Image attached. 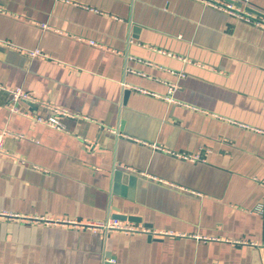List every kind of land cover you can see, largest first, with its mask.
Listing matches in <instances>:
<instances>
[{
  "label": "crops",
  "instance_id": "crops-1",
  "mask_svg": "<svg viewBox=\"0 0 264 264\" xmlns=\"http://www.w3.org/2000/svg\"><path fill=\"white\" fill-rule=\"evenodd\" d=\"M0 40L21 111L79 115L54 129L0 89V264H264V25L203 0H0ZM109 216L141 230L75 224Z\"/></svg>",
  "mask_w": 264,
  "mask_h": 264
},
{
  "label": "built area",
  "instance_id": "built-area-1",
  "mask_svg": "<svg viewBox=\"0 0 264 264\" xmlns=\"http://www.w3.org/2000/svg\"><path fill=\"white\" fill-rule=\"evenodd\" d=\"M209 5L222 9L228 13L235 14L239 18L248 21L254 22L256 24L264 25V11L257 10L251 3L250 0H233V2H229L226 0H203ZM236 2L239 3V6L236 5ZM258 13L259 15H255ZM0 45H6L7 47H13V43L7 40H0ZM30 56H42L40 50H32L27 51ZM175 87L171 85L170 90L172 91ZM0 89H3L11 94L12 96V104L10 105L9 109L13 113H21L26 116L33 117L37 122L46 124L54 129L62 130L64 129V125L60 120V117H77L79 116L77 113L70 112L67 109H61L58 107H51V114L48 117L42 116H33L29 115L26 112H23L19 109L17 103L19 101H31L35 102L36 99L33 98L31 95L27 94L22 90V88L16 89H7L5 87L0 86ZM111 131L115 132L114 129H110ZM6 134V131L0 134V152H2V142H3V135ZM192 159L198 158L190 157ZM4 214L0 211V215ZM82 225L86 228L92 229L97 232H101L103 234H108L110 231H121L125 233H133L138 232L141 230L140 228L136 227L133 223L121 220L119 218L109 216L105 220L102 221H87L85 223H75Z\"/></svg>",
  "mask_w": 264,
  "mask_h": 264
},
{
  "label": "water",
  "instance_id": "water-1",
  "mask_svg": "<svg viewBox=\"0 0 264 264\" xmlns=\"http://www.w3.org/2000/svg\"><path fill=\"white\" fill-rule=\"evenodd\" d=\"M226 1L233 2V0H226ZM236 5L239 6V3L236 2ZM127 93H128V90L125 92V95ZM127 179H129V176L126 175L125 173L118 171V170L113 172V181L114 182H120V181L127 182V181H129ZM131 184H133V183L131 182ZM130 196H132V195H130Z\"/></svg>",
  "mask_w": 264,
  "mask_h": 264
}]
</instances>
